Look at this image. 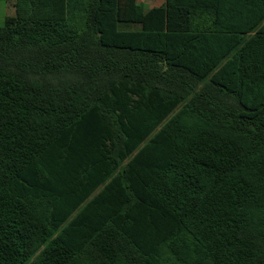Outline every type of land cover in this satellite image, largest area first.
I'll return each mask as SVG.
<instances>
[{"label": "trees", "instance_id": "1", "mask_svg": "<svg viewBox=\"0 0 264 264\" xmlns=\"http://www.w3.org/2000/svg\"><path fill=\"white\" fill-rule=\"evenodd\" d=\"M15 7L0 264H264V0Z\"/></svg>", "mask_w": 264, "mask_h": 264}, {"label": "crops", "instance_id": "2", "mask_svg": "<svg viewBox=\"0 0 264 264\" xmlns=\"http://www.w3.org/2000/svg\"><path fill=\"white\" fill-rule=\"evenodd\" d=\"M15 3H10L9 5V11H8V15L6 16V19L8 17H13L16 15V7H15ZM166 3V0H139V4L140 6L143 8V10L145 12H148L149 10H151L154 7H160L162 5H164ZM5 19V21H6ZM139 26H124L123 29H139Z\"/></svg>", "mask_w": 264, "mask_h": 264}, {"label": "rangeland", "instance_id": "3", "mask_svg": "<svg viewBox=\"0 0 264 264\" xmlns=\"http://www.w3.org/2000/svg\"><path fill=\"white\" fill-rule=\"evenodd\" d=\"M13 2H16V0H0V26L5 24V19L9 11V5Z\"/></svg>", "mask_w": 264, "mask_h": 264}]
</instances>
